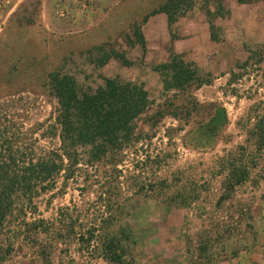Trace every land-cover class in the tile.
<instances>
[{
	"label": "rangeland",
	"instance_id": "obj_1",
	"mask_svg": "<svg viewBox=\"0 0 264 264\" xmlns=\"http://www.w3.org/2000/svg\"><path fill=\"white\" fill-rule=\"evenodd\" d=\"M161 1L0 0L1 129L22 137L23 147L33 144L38 154L58 146L47 131L57 100L45 85L57 68L86 86L103 76L144 82L151 106L137 123L153 137L139 160L163 155L146 177L167 183L133 194L136 186L123 166L111 195L100 197L109 184L95 168H83L80 179L67 184L60 177L37 199L39 213L27 218L43 219L47 230L29 234L34 242L21 241L0 264H239L255 243L264 213V147L249 131L264 113V0H220L221 8L219 0H188L170 27L166 14H151ZM211 22L219 40L211 38ZM137 25L145 47L137 43ZM100 45L108 54H125L130 64L112 56L96 66L101 54L94 47ZM171 51L211 82L169 107L180 92L165 95L154 67ZM216 106L225 107L229 123L205 133ZM162 110L168 114L150 127ZM229 156L248 168L247 179L233 189L221 172ZM107 235L120 240L119 260L105 246Z\"/></svg>",
	"mask_w": 264,
	"mask_h": 264
},
{
	"label": "trees",
	"instance_id": "obj_2",
	"mask_svg": "<svg viewBox=\"0 0 264 264\" xmlns=\"http://www.w3.org/2000/svg\"><path fill=\"white\" fill-rule=\"evenodd\" d=\"M187 4L188 0H162L151 14H166L170 27L188 7ZM216 7H222L220 0ZM215 28L211 22V38L219 40L213 33ZM135 35L137 43L145 47V37L139 25L135 28ZM94 49L101 54L93 60L96 66L105 65L112 56L125 65L130 64L123 53L108 54L102 45ZM154 69L160 75L165 95L180 92L179 96H174L175 100H169V107L174 106L178 102L176 99L184 97L185 93L191 99L194 89L211 82L209 75L203 74L195 63L185 60L182 54L174 51H171L167 61L156 65ZM101 79L102 82L96 86H86L62 68L47 74L45 85L57 100L54 121L48 125L47 131L50 137L58 139V146L44 150L41 154L31 143L23 147L22 137L1 129L0 122V262H6L20 247L21 241L30 239L34 242L29 234L47 230L42 226L43 219L33 218L29 221L27 218L29 214L39 213L37 199L43 193L54 190L60 177L67 184L72 178L80 179L83 168H95L106 177V183L109 184L99 196L105 194L109 197L112 192L110 185L114 181L120 182L117 172H123L119 168L124 166L128 172L125 178H132L136 186L133 194L146 195L158 187L166 188L165 180L154 184L146 177L154 166H159L163 155L148 154L143 161L139 160L145 142L148 140L150 143L153 137L140 129L137 123L151 106L145 83L123 80L117 76H103ZM180 106L184 108V103ZM167 114L164 110L159 111L158 119H153L150 127L156 126ZM172 114L175 118L178 116V112ZM228 123L225 107L216 106L204 132L210 134ZM182 129L168 128L171 131ZM249 132L256 138L258 146L263 148L264 113L255 116ZM137 158L140 164H137ZM221 172H225L227 189L242 184L248 177L245 163L230 156L223 159ZM223 198H227V194ZM90 240L86 239L88 242ZM106 242L105 246L112 258L119 260L121 254L117 251L121 248L120 240L107 235Z\"/></svg>",
	"mask_w": 264,
	"mask_h": 264
},
{
	"label": "crops",
	"instance_id": "obj_3",
	"mask_svg": "<svg viewBox=\"0 0 264 264\" xmlns=\"http://www.w3.org/2000/svg\"><path fill=\"white\" fill-rule=\"evenodd\" d=\"M261 227L255 243L243 253L239 264H264V213L261 216Z\"/></svg>",
	"mask_w": 264,
	"mask_h": 264
}]
</instances>
